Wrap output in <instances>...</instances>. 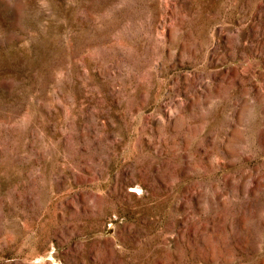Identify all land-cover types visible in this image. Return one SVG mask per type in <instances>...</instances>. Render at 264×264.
<instances>
[{
  "label": "rangeland",
  "instance_id": "374dc122",
  "mask_svg": "<svg viewBox=\"0 0 264 264\" xmlns=\"http://www.w3.org/2000/svg\"><path fill=\"white\" fill-rule=\"evenodd\" d=\"M0 264H264V0H0Z\"/></svg>",
  "mask_w": 264,
  "mask_h": 264
}]
</instances>
